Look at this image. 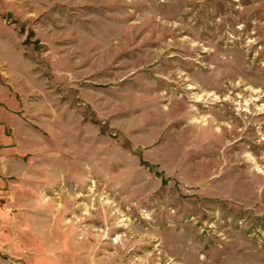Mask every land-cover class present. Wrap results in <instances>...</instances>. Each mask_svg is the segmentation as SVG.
Listing matches in <instances>:
<instances>
[{
    "label": "rangeland",
    "instance_id": "374dc122",
    "mask_svg": "<svg viewBox=\"0 0 264 264\" xmlns=\"http://www.w3.org/2000/svg\"><path fill=\"white\" fill-rule=\"evenodd\" d=\"M0 123V264H264V0H0Z\"/></svg>",
    "mask_w": 264,
    "mask_h": 264
},
{
    "label": "crops",
    "instance_id": "0c3cea01",
    "mask_svg": "<svg viewBox=\"0 0 264 264\" xmlns=\"http://www.w3.org/2000/svg\"><path fill=\"white\" fill-rule=\"evenodd\" d=\"M12 134L10 127L5 130L4 125L0 123V165L2 166H5L8 161L18 158V143L12 141Z\"/></svg>",
    "mask_w": 264,
    "mask_h": 264
},
{
    "label": "built area",
    "instance_id": "2783aa9c",
    "mask_svg": "<svg viewBox=\"0 0 264 264\" xmlns=\"http://www.w3.org/2000/svg\"><path fill=\"white\" fill-rule=\"evenodd\" d=\"M2 193H3V192L0 190V198L2 197Z\"/></svg>",
    "mask_w": 264,
    "mask_h": 264
}]
</instances>
